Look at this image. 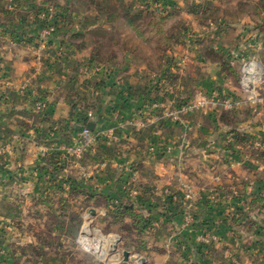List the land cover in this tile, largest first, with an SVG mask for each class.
<instances>
[{"label": "rangeland", "instance_id": "1", "mask_svg": "<svg viewBox=\"0 0 264 264\" xmlns=\"http://www.w3.org/2000/svg\"><path fill=\"white\" fill-rule=\"evenodd\" d=\"M251 63L264 69V0H0V264H264ZM133 94L142 120L121 113ZM81 109L109 132L76 158Z\"/></svg>", "mask_w": 264, "mask_h": 264}, {"label": "built area", "instance_id": "2", "mask_svg": "<svg viewBox=\"0 0 264 264\" xmlns=\"http://www.w3.org/2000/svg\"><path fill=\"white\" fill-rule=\"evenodd\" d=\"M51 32L52 29L48 31L49 34ZM263 78H264V69L260 65L251 63L244 67L240 79V87L246 93V99L248 102L256 103L262 101V99L259 98L258 88L263 84ZM111 80H113V85H112L113 87H117L119 89L122 87L123 84L120 78L114 79V77L112 76ZM242 104L243 101L237 99H232V100L227 99L224 102L225 108L227 110H238L242 106ZM205 105H208V102L203 100L198 102L197 104L195 103L192 105L191 103L190 105L188 104L186 106H183L182 108L177 109L178 111H173L166 116L178 120L182 123L183 122V120H181L182 115L194 111V108H199V107L204 108ZM87 117L89 124L93 123V121H95L96 118L95 114L93 113H88ZM157 119L160 120V117H158ZM73 124L75 126L76 122H74ZM108 132L109 130L104 133H99L98 135H94V133L91 132L88 129V127H84L79 133V136L76 140L77 142L67 146L65 148V152L71 157L81 158L85 155L87 150H92V148L95 147V145L99 141L98 140L99 138H101L102 136H106ZM113 135L114 134L112 133L111 136L107 135V137L111 140Z\"/></svg>", "mask_w": 264, "mask_h": 264}, {"label": "crops", "instance_id": "3", "mask_svg": "<svg viewBox=\"0 0 264 264\" xmlns=\"http://www.w3.org/2000/svg\"><path fill=\"white\" fill-rule=\"evenodd\" d=\"M30 81H31V84H34V85H38L39 83L37 82V81H35L34 79H30ZM34 85H32V86H34ZM26 87V86H25ZM150 92H151V89H149V91H148V93L150 94ZM118 93V92H117ZM134 96L133 97H130V100H129V103H128V105L127 106H130V110L129 109H125V110H122L121 111V113L123 112V113H125V112H127L128 114H125V115H128V117L130 118V119H139V120H141V119H143L140 115H143L145 112H146V114H148V111L146 110V109H143L142 107H138V103H139V101H138V103H136L135 102V100H136V95L135 94H133ZM50 100H53L52 99V96L49 98ZM146 99H150V97H149V95H147V97H146ZM142 101L143 100H141L140 101V103H142ZM51 102H53V101H51ZM118 103L119 102H116V106L118 105ZM114 105V106H115ZM115 106V107H116ZM132 106H134V107H132ZM136 106V107H135ZM143 106V105H142ZM117 107H119V105L117 106ZM119 109H121V108H119ZM123 109V108H122ZM131 113V114H130ZM130 114V115H129ZM140 114V115H139ZM123 115V114H122ZM136 132H138V131H136ZM138 137L139 136H136V137H133V139L132 140H134L135 142H137V140H138ZM132 147H134L133 145H132ZM148 161L147 160H141L140 161V163L138 164V165H148ZM136 164V165H137ZM149 164H152V162H150ZM242 165H248L247 164V161L245 160L243 163H242ZM149 166V165H148ZM135 166H133V168H134ZM136 168V167H135ZM133 172H135V177H136V180L135 181H137V179H138V177L140 176L141 178H143L144 177V175H142V174H138V172L136 171V169L135 170H133ZM159 174H157V176H158ZM145 178V177H144ZM143 178V179H144ZM243 178L244 177H241V176H234V175H229L228 176V179L227 180H225V183L226 184H234V183H236V182H240V180L241 181H243ZM248 178H250V176L248 177ZM217 218V216H216V213H214V212H212V211H210L208 214H207V219L208 220H210L209 222H211V220H212V222H214V220ZM219 226V225H218ZM221 228H222V226H220ZM262 228H258V230L256 229L255 230V233H254V241L253 242H255L253 245H255V249L253 248L251 251L252 252H250V254H251V256L252 257H250V258H253L254 259V257L256 256V255H258V253L260 252V250L261 251H263L264 250V231L262 232ZM182 232H183V229H182ZM244 241V240H243ZM240 242H242V241H240ZM237 247L240 249V247H241V245H240V243H238V245H237ZM241 251L243 250V249H240ZM238 252V251H237ZM241 253H243V252H241ZM261 253V252H260ZM255 255V256H254Z\"/></svg>", "mask_w": 264, "mask_h": 264}, {"label": "trees", "instance_id": "4", "mask_svg": "<svg viewBox=\"0 0 264 264\" xmlns=\"http://www.w3.org/2000/svg\"><path fill=\"white\" fill-rule=\"evenodd\" d=\"M112 74H113V72L112 71H110L109 73H108V76H110V77H112ZM102 84H105V82H103ZM113 86H111L110 88H112ZM113 89L115 90H117V89H119V88H117V87H113ZM129 100L130 99H127V100H124L123 99V104L125 103V107H127V105H128V102H129ZM124 107V106H123ZM74 112V111H73ZM88 113H93V114H95L94 113V111H92V110H86V109H81V112H78V113H76L75 114V116L74 117H72L73 119L72 120H74L75 122H76V125H75V127H72V136H75V134H79L80 133V131L84 128V127H88V125H89V122H88V117H87V115H88ZM98 119H99V117H98ZM97 119V120H98ZM93 123L95 124V128H94V131H93V133H94V135H98L100 132H99V124H100V121H93ZM101 138H99L98 140H100Z\"/></svg>", "mask_w": 264, "mask_h": 264}, {"label": "water", "instance_id": "5", "mask_svg": "<svg viewBox=\"0 0 264 264\" xmlns=\"http://www.w3.org/2000/svg\"><path fill=\"white\" fill-rule=\"evenodd\" d=\"M94 128H95V124H94V123H90V124L88 125V129H89L91 132L94 131ZM125 259H126V261L129 259V253H126V254H125Z\"/></svg>", "mask_w": 264, "mask_h": 264}]
</instances>
